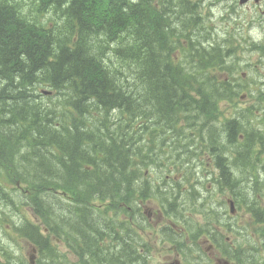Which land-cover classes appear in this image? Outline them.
I'll list each match as a JSON object with an SVG mask.
<instances>
[{"label":"trees","instance_id":"1","mask_svg":"<svg viewBox=\"0 0 264 264\" xmlns=\"http://www.w3.org/2000/svg\"><path fill=\"white\" fill-rule=\"evenodd\" d=\"M161 1L0 0V197L12 201L17 216L14 242L12 235L0 236V264L9 257L12 264H29L16 254L22 242L37 249V264H69L51 237L73 231L85 242L90 236L99 242L100 230L118 239L115 228L99 219L110 208L94 211L90 204L130 206L140 190L147 196L148 182L155 190L156 183L167 181L162 174L151 182V169L167 166L163 158H176L177 164L179 149L195 145L205 131L215 143L208 132L225 136L228 155L239 151L240 174L259 176L264 170L254 154L264 148L262 133L249 130L241 117L227 120L223 129L215 126L220 103L238 96L217 77L226 54L194 39L205 29L197 30L191 2L178 0L168 11ZM181 40H189V47ZM114 59L127 70L118 72ZM43 89L56 96L41 95ZM173 146L176 150H169ZM215 165L225 188L241 184L233 169ZM146 171L148 182L141 183ZM4 181H11L13 191ZM59 197L77 208L67 209ZM248 208L263 230L264 209ZM25 209L41 225L30 221ZM92 219L96 227L90 230ZM97 242L84 250L87 259L80 264L108 261ZM134 255L118 252L112 262L124 264Z\"/></svg>","mask_w":264,"mask_h":264},{"label":"rangeland","instance_id":"2","mask_svg":"<svg viewBox=\"0 0 264 264\" xmlns=\"http://www.w3.org/2000/svg\"><path fill=\"white\" fill-rule=\"evenodd\" d=\"M178 2V0H162L160 4H164L162 8H167L169 11L171 8L176 7ZM30 3V1H26V8L30 6ZM230 4H233L232 10H226L227 4H225L223 0H204L201 10L197 12L201 22L197 30L205 29L202 34L201 32L197 31L198 36L204 38L208 35H212V40H215V42L218 44H224V46L219 45L218 47L222 51L230 53L231 57L227 61V66L229 69L223 67V70L218 71L217 74L218 77L224 78V83H226V85L232 84L229 85L228 88H231L232 91L237 92L238 95L233 102H221L219 120L215 126L216 128L223 129L225 127L224 122L230 118L233 119V114H241L242 112L241 121L244 123L247 121L246 125L248 129H252V132H256L257 134L258 132L262 131L264 134V10L262 11L257 7H254V5L241 7L239 5V0H231ZM33 14H35V12H33ZM48 18L51 19L53 16L50 17V15H48ZM56 19L57 18H55V20ZM187 19L188 17L184 20ZM174 22L178 25V21L174 20ZM221 24L228 25L230 27V31L235 34V37L225 36L220 29ZM174 28H176L175 25ZM181 44L184 46L186 45L184 42H181ZM179 53L180 48L176 54L179 55ZM189 54L190 53L187 52L186 56L189 57ZM115 65L118 67L116 68L118 69V72H120V70L124 72L127 70L125 64H120L117 62V60ZM112 68L115 69V67ZM47 100L48 99L45 98V101ZM248 108H250L251 111H246ZM184 125L188 124L183 123L181 127ZM166 126L167 124L164 126V128ZM158 128H160L159 125ZM167 129H169V127ZM179 131H182V128H180ZM215 131L216 130H214V132ZM185 132H187V130ZM205 132L207 133V131ZM214 132H208V134H213L217 143L212 142V137L209 138L206 136V133H204V141L202 140V137L195 143V145H192L188 149H179L180 160L177 164L175 161L178 159L168 158L162 160L164 163L167 162V166H162L160 168L153 167L151 169L154 178L165 174V176L170 175V179H173L175 178L174 176L177 177L176 174H180V172L184 174V178L182 181L176 180L177 184L174 183V185L171 183V187H168L165 191L163 190L159 201L158 197H154L151 201H149L148 208L152 209L154 213H157L156 208L158 203L161 202V200L170 197L169 205H172V207L178 209V213L184 212L185 216L187 217L185 222L186 226L193 233H199V235H201V237L198 238V240L201 242L204 236L203 233H205L209 226L212 225L211 223L207 224L208 222H212V220H208L203 213L208 214L210 211L214 214H219L220 216L217 217L219 221L216 223H220L222 228L227 227L234 230L232 234L225 233V241L228 244L223 242L224 236L219 239V244H225L226 249L233 252L235 255H237L235 253L237 250L238 254L240 253L238 261L239 264H248V262L253 260L255 262H260V264H264L263 257L256 253V245L261 239V234H258L257 230L264 231V228L262 230V228L256 225L253 214L249 213L250 211L248 210L249 203L259 204L260 209H264V170L261 171L258 169L260 172L259 176H254L253 171H243L244 173L240 174L239 172H242V170L237 171L235 168L239 164H243V162L240 161L239 154L234 152L228 155L226 152L228 148L223 145V143L226 141L225 136L218 132L216 133L218 134L217 136ZM187 134L189 133L187 132ZM157 136L159 139H161L159 134H157ZM157 142L158 143H156V145L158 144L160 146V142L158 140ZM214 149L216 152L213 151ZM169 150H176V146H173ZM218 150H221L222 156L227 158L225 163H228L229 169H233V172L237 173L233 174V172H231L233 179L235 181L240 180L241 184L239 185V188L235 190H231L229 188L221 189L219 185H217L218 182L216 178L219 176V171L212 165H208V159L200 157L204 156L205 152H207L215 158V161L218 165ZM256 153L258 154L259 158L261 157L260 159L264 161V148L258 147L254 154L256 155ZM198 154H200L199 157ZM236 159L238 160V163H236ZM213 171L215 172L214 175H212ZM190 177L192 179L191 185L189 180ZM149 179L151 180L150 177ZM4 183L7 184V188L9 190L13 191L14 186L11 181L10 183L4 181ZM182 183L183 185L181 186ZM180 186L181 188H179ZM139 190V185L136 184V193H138ZM198 197L202 199L197 201L195 198ZM232 199L237 205V213L235 217L229 215V208L226 203L228 200ZM59 200L64 199L60 198ZM65 201V206L67 209L74 210L77 208L71 206V202L68 199H65ZM11 204L12 201L7 199L6 196L0 197V214L4 212L6 220L9 221L8 224H5V222H0V236L5 237L8 240L9 237L7 236L12 234L11 240L14 242L16 238V232L10 228L9 224L13 225V223H11V221L8 219L9 215H14L10 208ZM148 208L147 211H149ZM25 210L27 211L26 216L29 217L32 222H36V219L33 217L30 210ZM57 213L61 214L59 209H57ZM64 213H68V211H65ZM145 216L147 218V215ZM211 218L212 217H209V219ZM13 219L14 217H12V220ZM99 219L102 224H105L107 221V219L104 217H99ZM87 225L89 226L88 223ZM90 226V230L96 227V222L93 219L90 222ZM159 228L160 225L159 227H156V230ZM212 228H217V225L214 224ZM100 231L103 233L104 230ZM109 235L111 234L109 233ZM144 236L147 237V242H149V244L155 245V239L159 240L157 235H153L155 238H148L147 233L144 234ZM226 238L232 239V241H227ZM77 240V238L69 235L66 236L59 244V250L63 254H66L65 256L67 257L69 264H73L72 261L76 260L78 256L75 251L69 252V245L74 246ZM93 241L97 242L95 237L91 236L86 242H79L81 245H83L82 248L81 245H78L77 247L79 254L82 255L84 250H90V248L93 247ZM126 242L127 241H125V244ZM186 242L187 237L185 239V243ZM97 243L98 245L102 246V250L104 251V243ZM234 244L238 247L236 250L233 247ZM20 245L23 247V250L16 253L17 257L22 256L25 260L29 261L30 256L34 255V262L36 263L37 256L32 252V247L25 242L19 243L18 246ZM133 246L134 244L127 242V249H131ZM206 248V244L204 243L194 247L192 244L191 247L189 246V248H186L185 251H194L195 254L193 257L199 255L204 260L208 261L209 252L206 250ZM217 252L219 255H221L218 249ZM10 258L11 257H9L4 262V264L10 263ZM98 263L104 264L106 262L100 261Z\"/></svg>","mask_w":264,"mask_h":264},{"label":"flooded vegetation","instance_id":"3","mask_svg":"<svg viewBox=\"0 0 264 264\" xmlns=\"http://www.w3.org/2000/svg\"><path fill=\"white\" fill-rule=\"evenodd\" d=\"M188 2H191L193 4V8L195 12H198L201 10L202 3H204V0H187ZM225 4L231 3V0H223ZM252 3V2H251ZM254 7H257L260 10H264V0H259L258 4H254ZM223 160L226 162L227 159L223 157ZM146 209L147 207L144 204L139 205V215H138V224L137 227L141 230V224H142V210ZM144 214H146L148 217V220L150 223H152L154 226L159 227L158 230V237L159 240L156 241V245H152L150 247H146L144 245L143 236L142 234L137 233L136 237V260L135 264H239V254L237 249V246H233L236 250V254L231 253L228 249H226L225 244L221 245L219 244V239L222 237V229L221 228H209L206 230L202 242L198 240L201 235L194 236L192 238H187V242L185 243V236H182L181 234H177L171 229V223L170 220L166 217L165 213H153L152 211H145ZM169 222V223H168ZM233 229L231 230V234L233 233ZM207 234V235H206ZM209 239H205V238ZM184 238V239H183ZM205 239V240H204ZM232 241V239L227 238V241ZM173 242H179L182 243V245H175L172 244ZM206 244V250L209 252L208 261L204 260L199 255L193 257L195 254L194 251H185L186 248L191 247L193 244L194 246H198L199 244ZM125 247V246H124ZM217 247V248H216ZM183 249V251L181 250ZM217 249L219 250V255L217 252ZM144 251H151L146 253L144 256L142 255ZM191 252V253H190ZM219 255V256H218ZM174 257V258H173ZM175 259V260H174ZM197 259V260H196ZM196 260V261H194Z\"/></svg>","mask_w":264,"mask_h":264},{"label":"bare ground","instance_id":"4","mask_svg":"<svg viewBox=\"0 0 264 264\" xmlns=\"http://www.w3.org/2000/svg\"><path fill=\"white\" fill-rule=\"evenodd\" d=\"M140 2V1H139ZM204 137V136H203ZM127 152V151H126ZM218 155L220 157L217 158V161H218V164L219 166H221L220 164H222L223 167H225L226 169H229V166H228V163H225V161L223 160V156H222V151L221 150H218ZM123 157V156H122ZM227 159V158H226ZM236 163H238V160L236 159ZM52 204V203H51ZM120 238V237H118ZM127 244H125L126 246ZM127 248V247H126ZM16 263V262H15Z\"/></svg>","mask_w":264,"mask_h":264},{"label":"water","instance_id":"5","mask_svg":"<svg viewBox=\"0 0 264 264\" xmlns=\"http://www.w3.org/2000/svg\"><path fill=\"white\" fill-rule=\"evenodd\" d=\"M248 0H242V3H245V2H247Z\"/></svg>","mask_w":264,"mask_h":264}]
</instances>
